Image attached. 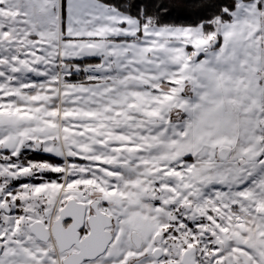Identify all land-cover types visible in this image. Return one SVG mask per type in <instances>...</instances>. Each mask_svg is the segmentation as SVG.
Wrapping results in <instances>:
<instances>
[{
	"label": "snow or ice",
	"instance_id": "1",
	"mask_svg": "<svg viewBox=\"0 0 264 264\" xmlns=\"http://www.w3.org/2000/svg\"><path fill=\"white\" fill-rule=\"evenodd\" d=\"M0 0V264H264V0Z\"/></svg>",
	"mask_w": 264,
	"mask_h": 264
},
{
	"label": "trees",
	"instance_id": "2",
	"mask_svg": "<svg viewBox=\"0 0 264 264\" xmlns=\"http://www.w3.org/2000/svg\"><path fill=\"white\" fill-rule=\"evenodd\" d=\"M146 3H167L170 16L168 20L176 23H190L198 18L201 11L194 4L197 2H207V0H145Z\"/></svg>",
	"mask_w": 264,
	"mask_h": 264
}]
</instances>
